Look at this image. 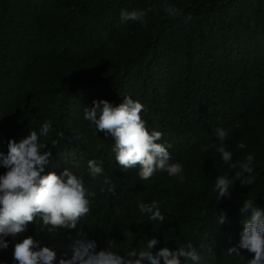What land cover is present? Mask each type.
I'll list each match as a JSON object with an SVG mask.
<instances>
[{"label":"trees","instance_id":"16d2710c","mask_svg":"<svg viewBox=\"0 0 264 264\" xmlns=\"http://www.w3.org/2000/svg\"><path fill=\"white\" fill-rule=\"evenodd\" d=\"M164 3L183 17L166 16ZM147 8L153 11L146 26L120 20L121 9ZM127 96L145 105L142 117L150 132L163 133L159 142L172 145V162L184 165L183 184L166 172L140 181L138 167L123 171L114 141L84 119L94 100L119 106ZM47 120L52 130L41 141L52 156L42 175L72 169L96 193L78 230L97 242V251L108 243L123 256L156 237L154 253L191 243L199 264H248L254 254L228 249L241 238L243 200L264 210V0H0V151L6 155L12 139L39 134ZM217 128L230 129L225 146L232 163L255 156V183L242 187L237 180L221 201L217 176L231 178L239 169L224 164L215 149L201 150L219 143ZM90 159L102 163L114 195L101 191L104 176L90 180ZM6 171L0 166V175ZM153 200L160 202L162 223L139 211V203ZM217 211L227 213L228 223L216 222ZM27 236L54 250L56 264L72 255L75 230L49 235L37 220L6 238L0 264H15L14 245Z\"/></svg>","mask_w":264,"mask_h":264},{"label":"clouds","instance_id":"9594fccd","mask_svg":"<svg viewBox=\"0 0 264 264\" xmlns=\"http://www.w3.org/2000/svg\"><path fill=\"white\" fill-rule=\"evenodd\" d=\"M152 8L129 11L121 9L120 20L123 24L139 22L145 24V17ZM163 12L170 18L183 17V11L174 4L164 3ZM188 16L186 20H191ZM249 23L255 27V19ZM145 105L130 96L124 97V102L114 106L107 100H94L92 106L84 107V119L95 125L98 132L114 141L112 151L119 167L127 172L139 168L138 179L150 180L158 172H166L171 178L183 184L186 180L184 165L172 162L169 143H160L163 133L149 131L142 113ZM52 121L47 120L37 131L33 130L17 142L12 139L8 142V151L5 155L0 151V166L7 169L0 175V249L7 250V237L13 238L26 232L27 226L42 221L47 233L65 230H75V239L70 246L71 257L65 253L59 258L58 264H182L181 257L192 264H199L200 254L191 243L187 247L172 250L164 247L153 252L160 242L156 237L147 241L144 248H131L125 255L111 251L113 245L97 251V242L86 238L84 231L78 230V225L91 213V197L96 195L85 186L83 177H78L72 169H65L61 174L55 172L42 175L49 164L52 152L49 145L41 141L52 130ZM230 129L217 128L215 133L219 143H210L202 146V151L215 149L220 154L224 164L232 169H239L230 178L228 174L217 176L214 190L219 201L231 197V190L237 180L241 186L255 183L254 163L255 156L249 154L245 162L232 163L233 152L225 146ZM64 138V133H59ZM55 148V145L51 146ZM242 148V144L237 145ZM48 149V150H46ZM90 180H97L104 176V188L115 194L116 186L105 174L102 163L96 159L87 161ZM142 216H147L152 222H163L165 216L161 212L160 202L153 200L150 203L141 202L138 205ZM240 213L244 217L243 231L240 234L239 244L228 249V254L240 255V249L254 254L248 264H264V210L253 199L243 200ZM216 222L221 226L228 223L227 213H214ZM71 237V235H69ZM15 264H56L57 253L50 247L42 246L41 242L32 236L23 238L15 243L13 251Z\"/></svg>","mask_w":264,"mask_h":264}]
</instances>
